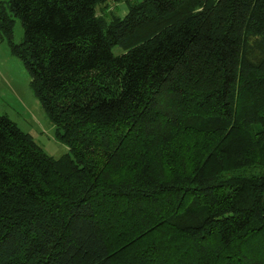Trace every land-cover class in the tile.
I'll list each match as a JSON object with an SVG mask.
<instances>
[{
    "label": "trees",
    "instance_id": "16d2710c",
    "mask_svg": "<svg viewBox=\"0 0 264 264\" xmlns=\"http://www.w3.org/2000/svg\"><path fill=\"white\" fill-rule=\"evenodd\" d=\"M121 1L0 0L68 148L0 115V264H264V0Z\"/></svg>",
    "mask_w": 264,
    "mask_h": 264
},
{
    "label": "rangeland",
    "instance_id": "374dc122",
    "mask_svg": "<svg viewBox=\"0 0 264 264\" xmlns=\"http://www.w3.org/2000/svg\"><path fill=\"white\" fill-rule=\"evenodd\" d=\"M116 15L127 13L125 0L111 5ZM101 14L100 8L97 10ZM10 38L17 43L22 38V28L15 19ZM114 54L122 51L112 49ZM0 115L13 121L19 129L28 133L34 142L49 156L58 159L68 153L67 146L57 137L56 127L43 111L38 99L29 87V77L21 63L10 54L6 42L0 41Z\"/></svg>",
    "mask_w": 264,
    "mask_h": 264
}]
</instances>
